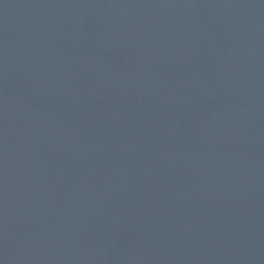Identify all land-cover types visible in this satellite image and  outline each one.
<instances>
[{
    "label": "water",
    "instance_id": "obj_1",
    "mask_svg": "<svg viewBox=\"0 0 264 264\" xmlns=\"http://www.w3.org/2000/svg\"><path fill=\"white\" fill-rule=\"evenodd\" d=\"M0 264H264V0H0Z\"/></svg>",
    "mask_w": 264,
    "mask_h": 264
}]
</instances>
